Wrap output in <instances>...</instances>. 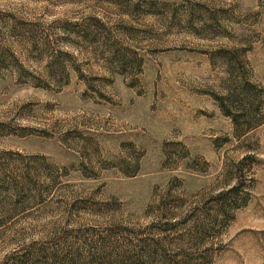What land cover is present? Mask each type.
Returning a JSON list of instances; mask_svg holds the SVG:
<instances>
[{"label": "rangeland", "instance_id": "rangeland-1", "mask_svg": "<svg viewBox=\"0 0 264 264\" xmlns=\"http://www.w3.org/2000/svg\"><path fill=\"white\" fill-rule=\"evenodd\" d=\"M0 264H264V0H0Z\"/></svg>", "mask_w": 264, "mask_h": 264}]
</instances>
